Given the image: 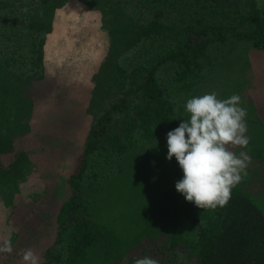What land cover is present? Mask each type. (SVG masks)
Here are the masks:
<instances>
[{
  "label": "trees",
  "instance_id": "1",
  "mask_svg": "<svg viewBox=\"0 0 264 264\" xmlns=\"http://www.w3.org/2000/svg\"><path fill=\"white\" fill-rule=\"evenodd\" d=\"M76 44L96 58L72 55ZM262 70L264 0H0V195L10 215L37 163L17 150L23 140L81 149L66 194L38 204L52 232L39 264H264ZM56 79L65 103L38 105ZM205 91L238 94L247 110L249 144L233 151L251 162L215 209L176 191L183 172L167 160V134ZM13 230L11 242L29 233Z\"/></svg>",
  "mask_w": 264,
  "mask_h": 264
},
{
  "label": "clouds",
  "instance_id": "2",
  "mask_svg": "<svg viewBox=\"0 0 264 264\" xmlns=\"http://www.w3.org/2000/svg\"><path fill=\"white\" fill-rule=\"evenodd\" d=\"M240 104L238 94L223 100L215 92L194 96L184 106L189 118L167 134V160L175 157L183 172L176 191L199 209L225 206L232 188L247 174L249 155L233 151L249 144L245 135L247 110ZM12 250L10 234L0 235V253ZM39 259L31 248L23 251V264H39ZM134 264L159 261L145 256L136 258Z\"/></svg>",
  "mask_w": 264,
  "mask_h": 264
},
{
  "label": "rangeland",
  "instance_id": "3",
  "mask_svg": "<svg viewBox=\"0 0 264 264\" xmlns=\"http://www.w3.org/2000/svg\"><path fill=\"white\" fill-rule=\"evenodd\" d=\"M55 46H59L58 41L54 42ZM78 44L73 47H70L68 51L77 56L80 60L84 58L89 62L90 57H95L94 50L84 49V52L80 53ZM86 53H88L86 55ZM90 53V54H89ZM90 55V57H89ZM58 58H61L60 56ZM260 73V81L261 85L259 86V93H257L262 98V104L260 106L264 109V96L260 95V93L264 92V70L258 71ZM71 79V78H70ZM58 79L49 81L46 88L48 93H50L46 98H40L38 105L42 106V104H46L48 106L53 105L54 108L63 105L65 102L61 100L58 103V97H61L60 93L63 92L62 89H59V86H55V83ZM61 82H63L61 80ZM71 83L72 80H70ZM57 85V83H56ZM67 95L68 100L74 99V93H80L79 91H71ZM212 92L205 91L204 94H210ZM81 97V94L78 95ZM43 107V106H42ZM50 136V135H47ZM25 149L28 152L30 157L35 159L36 168H34V172H29V180L32 181L31 184H28L26 187L25 193L26 195L22 196L21 202L17 208L14 209L15 214L10 215L11 210L6 209L4 207V201L0 195V235H7L14 232L24 233L29 230V233L25 235L19 241L12 242V247L15 250V257L8 263L2 257L7 253H0V264H23L22 261V253L25 249L31 248L38 256L39 262L42 258V253L52 242V232L49 234H43V230L41 229L40 222L38 223V216L43 210V204L38 205L41 201L46 202L45 204L52 203L50 202L55 196H60L61 194H66L68 190V178L72 173L73 168L75 166V155L81 152V149L75 146L74 143L67 142L65 139H58L57 137H46V136H36L29 137L21 142L17 146V150ZM236 149V148H235ZM234 149V150H235ZM13 159V156H10L9 160ZM8 160V161H9ZM8 161L6 163H8ZM50 178V179H49ZM47 179L49 180L48 183ZM260 186V185H259ZM41 190V193L38 195V201L34 200L32 195H37V193ZM264 192V184L258 187L255 193L262 194ZM30 199V200H29ZM260 207L264 210V197L260 200ZM52 208V207H51ZM50 208V209H51ZM23 210L28 211L27 214H31L30 216L25 215ZM35 214V215H34ZM45 219V218H44ZM45 221V220H44ZM19 232V233H20Z\"/></svg>",
  "mask_w": 264,
  "mask_h": 264
}]
</instances>
